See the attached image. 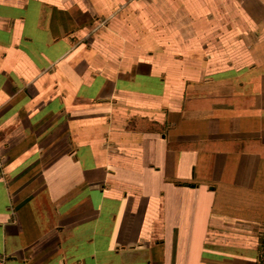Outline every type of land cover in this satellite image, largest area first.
<instances>
[{
  "label": "crops",
  "instance_id": "crops-1",
  "mask_svg": "<svg viewBox=\"0 0 264 264\" xmlns=\"http://www.w3.org/2000/svg\"><path fill=\"white\" fill-rule=\"evenodd\" d=\"M5 264H264V0H0Z\"/></svg>",
  "mask_w": 264,
  "mask_h": 264
},
{
  "label": "built area",
  "instance_id": "built-area-1",
  "mask_svg": "<svg viewBox=\"0 0 264 264\" xmlns=\"http://www.w3.org/2000/svg\"><path fill=\"white\" fill-rule=\"evenodd\" d=\"M262 258L264 261V253H263ZM6 261H7V255L4 252L0 251V264H5Z\"/></svg>",
  "mask_w": 264,
  "mask_h": 264
}]
</instances>
